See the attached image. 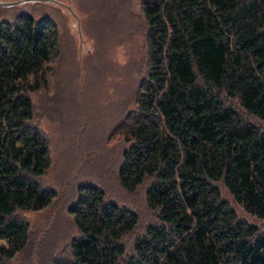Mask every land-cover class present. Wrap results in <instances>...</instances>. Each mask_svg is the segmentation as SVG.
Here are the masks:
<instances>
[{
	"label": "trees",
	"instance_id": "16d2710c",
	"mask_svg": "<svg viewBox=\"0 0 264 264\" xmlns=\"http://www.w3.org/2000/svg\"><path fill=\"white\" fill-rule=\"evenodd\" d=\"M142 10L149 67L118 178L128 192L148 181L157 223L128 249L138 214L81 185L69 209L78 235L52 264H264V231L239 218L219 185L264 219V131L241 114L264 121V0H144ZM58 47L51 19L0 22V264L28 243L19 212L54 198L40 183L50 147L29 94Z\"/></svg>",
	"mask_w": 264,
	"mask_h": 264
},
{
	"label": "rangeland",
	"instance_id": "374dc122",
	"mask_svg": "<svg viewBox=\"0 0 264 264\" xmlns=\"http://www.w3.org/2000/svg\"><path fill=\"white\" fill-rule=\"evenodd\" d=\"M58 1L29 0L0 7V22L32 13L36 19H51L59 33L45 83L29 94L50 147V167L40 183L54 198L41 210L19 212L30 225L29 240L6 264H52L70 256L78 229L69 209L81 185L103 189L107 199L138 214L136 228L124 237L128 249L157 223V212L146 205L148 181L128 192L118 178L122 153L129 145L130 116L149 67L144 0ZM221 95L237 107L235 99ZM241 114L264 131V121ZM219 185L239 218L264 231V219L245 212Z\"/></svg>",
	"mask_w": 264,
	"mask_h": 264
},
{
	"label": "water",
	"instance_id": "95a60500",
	"mask_svg": "<svg viewBox=\"0 0 264 264\" xmlns=\"http://www.w3.org/2000/svg\"><path fill=\"white\" fill-rule=\"evenodd\" d=\"M29 1V0H17V1H0V7L2 6H12V5H17L22 2ZM37 1H55L60 3L58 0H37Z\"/></svg>",
	"mask_w": 264,
	"mask_h": 264
}]
</instances>
